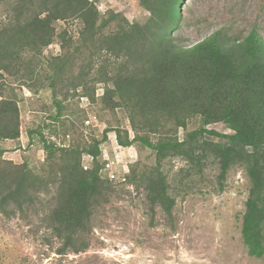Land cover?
I'll return each instance as SVG.
<instances>
[{
	"label": "trees",
	"instance_id": "obj_1",
	"mask_svg": "<svg viewBox=\"0 0 264 264\" xmlns=\"http://www.w3.org/2000/svg\"><path fill=\"white\" fill-rule=\"evenodd\" d=\"M182 1L137 0L149 15L144 22H129L114 11L101 16L88 0H12L0 24V212L11 216L40 206L47 228L60 241L59 255L87 248L83 235L91 230V216L113 191V182L99 174L107 163L100 146L108 143L111 129L105 128L100 138L93 135L68 146L41 134L45 157L36 167L5 159L1 144L20 137L17 96L4 74L22 69L24 79V56H38L56 39L62 53L48 62L54 120L62 117L55 81H63L74 54L79 71L69 85L95 101L94 86L103 84L98 98L102 108L126 113L130 129L112 130L117 144L126 148L139 143L154 150V165H129L124 174L125 181L144 189L149 209L172 215L175 201L161 169L167 157H180L198 170L212 159L221 181L232 166L240 165L249 183L241 240L250 257L264 258V39L255 28L237 37L218 29L191 46L179 45L173 33L182 17ZM69 20L78 22L76 39L54 25ZM197 118L201 125L189 129V121ZM216 122L229 133L207 128ZM84 154L91 157L87 169Z\"/></svg>",
	"mask_w": 264,
	"mask_h": 264
},
{
	"label": "rangeland",
	"instance_id": "obj_2",
	"mask_svg": "<svg viewBox=\"0 0 264 264\" xmlns=\"http://www.w3.org/2000/svg\"><path fill=\"white\" fill-rule=\"evenodd\" d=\"M101 2L103 10L108 7L106 13L116 11L129 22H144L149 15L137 0ZM11 3L12 0H0L1 25L7 19ZM180 10L182 17L173 33L179 45L191 46L218 29L237 37L255 28L264 39V0H183ZM54 25L57 30L66 28L76 39L79 27L76 20L57 21ZM61 53L56 39L38 56H24L28 59L24 79L22 69L14 75L4 74L7 85L17 96L21 140L19 144L1 141L6 149L3 157L36 167L45 157L41 134L58 145L68 146L77 141H89L93 135L100 138L103 130L109 127L110 140L102 145V154L112 155L114 161V151L117 152L118 176L127 173L129 165H137V168L154 165V150L139 143L126 148L117 146L112 130L117 127L130 129L129 122L123 108L114 112L102 108L98 98L102 95L103 84L94 86L95 101L90 96L81 97L82 90L69 85V79H74L79 71L75 55L71 53L63 81H55L62 117L54 120L56 105L48 86L51 71L48 62ZM87 81V91L91 94L92 84L90 79ZM25 89L30 93L28 96L24 94ZM87 119L91 122L86 123ZM199 125V118L192 119L188 128ZM51 127L59 130V134L51 133ZM207 128L229 133L222 122ZM64 129L68 131L66 136L62 135ZM27 131L33 139L30 142ZM182 136L181 129L179 139ZM150 138L156 141L155 135ZM85 162H90L87 157ZM161 169L175 201L170 218L158 208L149 209L143 188L113 180L108 202L94 210L91 230L83 235L88 246L79 253L57 254L60 241L47 228L40 206L15 211L11 216L0 212V264H264V258L256 259L247 254L240 236L249 186L242 166H232L222 181L217 177L218 166L212 159L206 160L198 170L180 157H167Z\"/></svg>",
	"mask_w": 264,
	"mask_h": 264
},
{
	"label": "built area",
	"instance_id": "obj_3",
	"mask_svg": "<svg viewBox=\"0 0 264 264\" xmlns=\"http://www.w3.org/2000/svg\"><path fill=\"white\" fill-rule=\"evenodd\" d=\"M88 1L91 2L96 7V9L98 10V12H101L102 13V15H104L106 13V11L108 10V7H105V10H103L101 8V6H104V4H103V2H101V0H99V1H96V0H88ZM25 90H24V94H25V96H28V94H30V93H29L28 90H26L27 92L25 93ZM93 119H94V117H93ZM90 122H91V119H87L86 123H90ZM130 134H131V132H130ZM117 146L118 147H121L119 145H117ZM121 148H123V147H121ZM101 149L103 150V147ZM103 155H104V153H103ZM117 156H118L117 152L114 151V161L112 160V158L106 157L107 163L105 164L104 168L100 172H101V174H102L103 177H105V178H107V179H109L111 181H113V180L124 181V175L118 176L116 174L118 169H117V167H115L116 166L115 157H117ZM88 158L91 159V157H89V156H88ZM116 162H118V161H116ZM82 165H83V168L84 169L88 168V166H89L85 162H83Z\"/></svg>",
	"mask_w": 264,
	"mask_h": 264
},
{
	"label": "clouds",
	"instance_id": "obj_4",
	"mask_svg": "<svg viewBox=\"0 0 264 264\" xmlns=\"http://www.w3.org/2000/svg\"><path fill=\"white\" fill-rule=\"evenodd\" d=\"M228 129V128H227ZM229 130V129H228ZM181 131V129L179 130V132ZM131 132V131H130ZM130 137H132V133L130 134ZM108 139L110 140V137H108ZM182 138H180V140H181ZM114 140H115V142H116V144H117V141H116V136H114ZM104 145V144H103ZM118 145V144H117ZM120 146V145H119ZM103 146L101 145L100 146V149L102 148ZM124 148V147H123ZM102 150V149H101ZM88 156L89 155H87V154H84L83 156H82V163L83 162H85V158L87 157L88 158ZM90 157V156H89ZM89 159V158H88ZM41 160H43V159H41ZM89 161H91V159H89ZM86 163V162H85ZM88 165L90 166V162L88 163ZM83 166V165H82ZM88 166V167H89ZM87 169V168H86ZM101 171V170H100ZM99 174H100V176L102 177V178H105V177H103L102 176V174H101V172H99ZM124 175V174H123ZM105 179H107V178H105ZM109 180V179H108ZM109 181H111V180H109ZM124 181H125V178H124ZM124 181H119V182H124Z\"/></svg>",
	"mask_w": 264,
	"mask_h": 264
},
{
	"label": "crops",
	"instance_id": "obj_5",
	"mask_svg": "<svg viewBox=\"0 0 264 264\" xmlns=\"http://www.w3.org/2000/svg\"><path fill=\"white\" fill-rule=\"evenodd\" d=\"M27 135H28V141L30 142L31 140H33L32 139V137L29 135V132H27ZM21 138V136L19 137V139H18V141H17V143L19 144L20 143V139ZM8 141H13V140H8Z\"/></svg>",
	"mask_w": 264,
	"mask_h": 264
}]
</instances>
